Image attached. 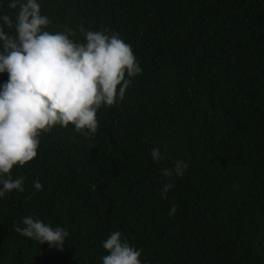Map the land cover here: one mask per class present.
Instances as JSON below:
<instances>
[{
    "label": "trees",
    "instance_id": "1",
    "mask_svg": "<svg viewBox=\"0 0 264 264\" xmlns=\"http://www.w3.org/2000/svg\"><path fill=\"white\" fill-rule=\"evenodd\" d=\"M39 2L49 31L119 34L142 72L94 136L55 126L13 167L24 191L0 199V264H101L117 230L144 264H264V0ZM176 160L187 170L167 181ZM30 214L68 230L62 250L15 231Z\"/></svg>",
    "mask_w": 264,
    "mask_h": 264
},
{
    "label": "clouds",
    "instance_id": "2",
    "mask_svg": "<svg viewBox=\"0 0 264 264\" xmlns=\"http://www.w3.org/2000/svg\"><path fill=\"white\" fill-rule=\"evenodd\" d=\"M7 6L15 16L0 14V74H8L0 83V199L14 190L24 191V177L13 179L11 170L37 156L43 133L71 125L86 138L94 136L99 110L123 101L142 72L131 44L110 29L80 26L83 40H74L76 31L71 27L48 30L51 21L41 13L39 0H8ZM150 155L154 163L165 159L159 147ZM187 167L186 161L176 160L161 173L171 181L173 176L182 177ZM173 186L164 183L161 198L166 199ZM33 187L39 191L42 185L36 181ZM176 210L172 205L169 214ZM20 223L23 227H15L17 233L47 242L50 248L62 250L69 237L66 228L53 227L38 215L24 216ZM102 248L107 254L101 264H144L142 250L119 230L102 241Z\"/></svg>",
    "mask_w": 264,
    "mask_h": 264
}]
</instances>
